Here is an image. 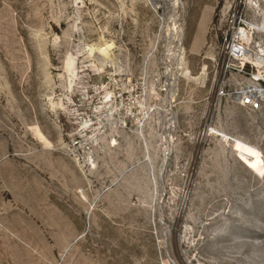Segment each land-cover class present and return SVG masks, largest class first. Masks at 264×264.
Segmentation results:
<instances>
[{
  "label": "rangeland",
  "instance_id": "rangeland-1",
  "mask_svg": "<svg viewBox=\"0 0 264 264\" xmlns=\"http://www.w3.org/2000/svg\"><path fill=\"white\" fill-rule=\"evenodd\" d=\"M238 7L262 71L264 0H0V264H264Z\"/></svg>",
  "mask_w": 264,
  "mask_h": 264
},
{
  "label": "built area",
  "instance_id": "built-area-1",
  "mask_svg": "<svg viewBox=\"0 0 264 264\" xmlns=\"http://www.w3.org/2000/svg\"><path fill=\"white\" fill-rule=\"evenodd\" d=\"M247 15L240 7L235 9L231 15L230 24L224 33V43L222 45L223 61L227 62L228 68H235L239 76H245L243 81L234 82V87L230 83L222 82L219 85L218 95L220 97L232 96L234 101L249 111H261L264 108V70L250 71L246 65L251 64L250 49L244 38L245 32L242 31ZM257 31L264 32L258 26ZM251 35L254 29L251 28ZM234 62H240L236 66ZM236 84H239L236 85Z\"/></svg>",
  "mask_w": 264,
  "mask_h": 264
},
{
  "label": "bare ground",
  "instance_id": "bare-ground-1",
  "mask_svg": "<svg viewBox=\"0 0 264 264\" xmlns=\"http://www.w3.org/2000/svg\"><path fill=\"white\" fill-rule=\"evenodd\" d=\"M259 28H261V29L264 30V21H263V25L259 26ZM242 31L245 32L246 36H245L244 38L247 39V34H248V32H247L244 28H242ZM262 56H264V54H262ZM260 58H261V60L264 62V59H263L262 57H260ZM181 60H182V59H181Z\"/></svg>",
  "mask_w": 264,
  "mask_h": 264
}]
</instances>
